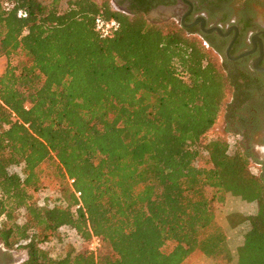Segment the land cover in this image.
I'll return each instance as SVG.
<instances>
[{
    "label": "trees",
    "instance_id": "trees-1",
    "mask_svg": "<svg viewBox=\"0 0 264 264\" xmlns=\"http://www.w3.org/2000/svg\"><path fill=\"white\" fill-rule=\"evenodd\" d=\"M97 15L121 29L100 38ZM0 57V240L21 264H230L215 209L229 193L257 204L236 264H264V173L205 141L232 84L202 40L110 0H0ZM55 182L61 203L41 205Z\"/></svg>",
    "mask_w": 264,
    "mask_h": 264
},
{
    "label": "flooded vegetation",
    "instance_id": "flooded-vegetation-1",
    "mask_svg": "<svg viewBox=\"0 0 264 264\" xmlns=\"http://www.w3.org/2000/svg\"><path fill=\"white\" fill-rule=\"evenodd\" d=\"M110 6L207 44L232 84L221 114L223 131L264 173V0H110ZM27 257L0 240V264H21Z\"/></svg>",
    "mask_w": 264,
    "mask_h": 264
},
{
    "label": "rangeland",
    "instance_id": "rangeland-1",
    "mask_svg": "<svg viewBox=\"0 0 264 264\" xmlns=\"http://www.w3.org/2000/svg\"><path fill=\"white\" fill-rule=\"evenodd\" d=\"M44 3H48L51 0H41ZM199 39L198 37L194 36ZM200 40V39H199ZM211 52V51H210ZM222 114V113H221ZM221 114L219 115L215 125L206 133L205 141L208 143L212 140H228L229 136L223 131V123L221 121ZM252 168L259 171V168L254 164H251ZM260 172V171H259ZM59 183L55 182L50 188L49 197L59 190ZM42 201V199H41ZM216 209V221L224 229L227 235V243L232 255V261L230 264H236L238 247L243 244L245 233L249 230L250 225L248 217L254 215L257 212L256 203H248L242 200L240 197L233 194H227L225 202L218 204ZM21 222L23 219L20 220ZM207 230L206 232H208ZM63 245H57L54 252L58 254L62 251ZM183 264H221V261L216 258H209L204 255H200L194 259L186 260Z\"/></svg>",
    "mask_w": 264,
    "mask_h": 264
},
{
    "label": "built area",
    "instance_id": "built-area-1",
    "mask_svg": "<svg viewBox=\"0 0 264 264\" xmlns=\"http://www.w3.org/2000/svg\"><path fill=\"white\" fill-rule=\"evenodd\" d=\"M18 16L20 18H25L27 16V12L25 10H19ZM121 29V23L115 18H105L102 15H97L94 18V30L98 34V36L102 39L109 38L114 36L119 30ZM204 46L207 48V44L204 43ZM28 107V106H27ZM229 144V152H232L235 149L236 141L234 139L228 140ZM69 185L73 188V185L75 183L74 178H68ZM75 196L78 198L79 203L76 205V209L82 207L81 202V195L82 193L80 191L74 190ZM49 194H46L42 201H40L41 205H44L46 200H48V204L50 206H53L55 203H61V193L59 191L55 192L52 197L48 196ZM64 233L66 236L65 243H70L72 245H78L80 243V235L78 231L75 228H66L64 229ZM58 244L55 241L47 242L45 244H42L41 247L46 250H52L51 255L56 256L58 255L57 252H54ZM106 245V242L103 237L92 234L89 242L87 243L86 248L89 252L97 256L101 251L104 250Z\"/></svg>",
    "mask_w": 264,
    "mask_h": 264
},
{
    "label": "crops",
    "instance_id": "crops-1",
    "mask_svg": "<svg viewBox=\"0 0 264 264\" xmlns=\"http://www.w3.org/2000/svg\"><path fill=\"white\" fill-rule=\"evenodd\" d=\"M6 65V58L0 57V74L4 71Z\"/></svg>",
    "mask_w": 264,
    "mask_h": 264
}]
</instances>
